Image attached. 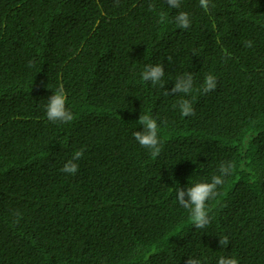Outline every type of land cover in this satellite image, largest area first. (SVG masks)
I'll use <instances>...</instances> for the list:
<instances>
[{"label": "trees", "instance_id": "1", "mask_svg": "<svg viewBox=\"0 0 264 264\" xmlns=\"http://www.w3.org/2000/svg\"><path fill=\"white\" fill-rule=\"evenodd\" d=\"M148 64L163 65L160 84L141 79ZM186 73L192 92L166 95ZM208 74L217 86L204 94ZM61 86L67 124L45 114ZM181 98L194 116L180 115ZM145 114L158 124L156 158L133 137ZM76 150L78 172H61ZM229 162L210 224L195 228L175 189ZM220 256L264 264V0H209L208 10L199 0H0V264Z\"/></svg>", "mask_w": 264, "mask_h": 264}, {"label": "clouds", "instance_id": "2", "mask_svg": "<svg viewBox=\"0 0 264 264\" xmlns=\"http://www.w3.org/2000/svg\"><path fill=\"white\" fill-rule=\"evenodd\" d=\"M169 8L179 9L181 7V0H166ZM201 8L208 10L209 0H199ZM167 20V15L164 12L159 14V22L164 23ZM174 23L179 29H188L191 21L187 12L179 11L174 17ZM251 41H245V47H251ZM169 63L172 62V57L168 56ZM164 67L162 64H148L141 73V79L145 82H151L152 85L160 84L164 77ZM193 76L191 73L178 76L170 91H166V95L184 94L187 96L193 90ZM217 86L216 77L212 74L205 76L200 91L207 94L214 91ZM176 107L180 111V115L194 116L195 110L192 102L189 99L181 98L177 101ZM46 118L52 122L70 123L74 119L73 113L66 107V94L63 87H57L48 97L45 105ZM138 123L142 125V130L134 131L133 137L138 144L150 151L152 158H156L162 150V142L158 138V124L151 116L139 115ZM84 155L83 150H76L71 159H69L63 167L61 172L69 175H75L78 172V164L75 161L81 159ZM232 163H221L219 167V175H213L210 181H202L186 186L185 188L177 187L176 199L177 202L188 211L189 218L195 228L203 229L211 222L207 202L217 195V187L224 183V177L232 174L234 170ZM19 214H17V221ZM221 247L227 246L229 239L227 236L219 238L218 241ZM186 264H201L198 259L188 257ZM217 264H238L235 257L220 256Z\"/></svg>", "mask_w": 264, "mask_h": 264}]
</instances>
